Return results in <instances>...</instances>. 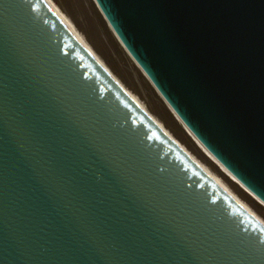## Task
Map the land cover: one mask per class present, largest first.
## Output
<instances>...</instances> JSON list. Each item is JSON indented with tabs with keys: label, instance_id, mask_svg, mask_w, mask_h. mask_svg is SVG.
I'll return each mask as SVG.
<instances>
[{
	"label": "water",
	"instance_id": "95a60500",
	"mask_svg": "<svg viewBox=\"0 0 264 264\" xmlns=\"http://www.w3.org/2000/svg\"><path fill=\"white\" fill-rule=\"evenodd\" d=\"M264 202V0H93ZM0 264H264V223L46 0H0Z\"/></svg>",
	"mask_w": 264,
	"mask_h": 264
},
{
	"label": "rangeland",
	"instance_id": "374dc122",
	"mask_svg": "<svg viewBox=\"0 0 264 264\" xmlns=\"http://www.w3.org/2000/svg\"><path fill=\"white\" fill-rule=\"evenodd\" d=\"M55 6L67 17L73 28L88 44L99 60L112 72L113 75L125 86L135 99L146 108L152 116L164 126V128L181 144L185 150L200 164L217 176L220 181L234 194L240 202H243L262 222H264V202L249 190L239 179L225 169L220 161L200 145L194 134L181 121L175 111L169 106L163 96L157 91L146 73L138 66L128 54L107 24L94 1L97 11L103 22L91 10L89 0H51ZM77 18L83 25L85 32H88L92 42L98 49L88 41L85 33L80 30L72 20ZM161 112L170 123L172 129L165 126L163 121L149 108Z\"/></svg>",
	"mask_w": 264,
	"mask_h": 264
},
{
	"label": "bare ground",
	"instance_id": "6f19581e",
	"mask_svg": "<svg viewBox=\"0 0 264 264\" xmlns=\"http://www.w3.org/2000/svg\"><path fill=\"white\" fill-rule=\"evenodd\" d=\"M48 4L51 6V8L55 11V13L59 16V18L65 23V25L73 32V34L94 54V52L91 50V48L88 46V44L82 39V37L76 32V30L73 28L71 22L67 19V17L55 6V4L51 0H46ZM95 55V54H94ZM96 56V55H95ZM97 57V56H96ZM98 58V57H97ZM99 59V58H98ZM100 61V60H99ZM101 62V61H100ZM102 63V62H101ZM103 64V63H102ZM104 65V64H103ZM105 66V65H104ZM131 94V93H130ZM132 95V94H131ZM133 96V95H132ZM134 97V96H133ZM135 98V97H134ZM195 136V135H194ZM196 137V136H195ZM197 139V137H196ZM198 140V139H197ZM199 141V140H198ZM200 142V141H199ZM200 145L203 146L209 153L210 151L200 142ZM211 154V153H210ZM212 157L216 158L213 154H211ZM195 159V158H194ZM217 159V158H216ZM196 160V159H195ZM218 160V159H217ZM197 161V160H196ZM219 161V160H218ZM198 162V161H197ZM199 163V162H198ZM221 163V162H220ZM200 164V163H199ZM223 188H225L230 194H232L229 189L220 181V179L212 174L208 169H206L202 164H200ZM221 165L227 169L222 163ZM228 170V169H227ZM229 171V170H228ZM230 172V171H229ZM231 173V172H230ZM232 174V173H231ZM233 175V174H232ZM234 176V175H233ZM239 202L240 200L232 194ZM249 211H251L243 202H241ZM252 212V211H251ZM254 214V213H253ZM255 215V214H254ZM260 219V218H259ZM262 221V220H261ZM264 223V222H263Z\"/></svg>",
	"mask_w": 264,
	"mask_h": 264
},
{
	"label": "trees",
	"instance_id": "16d2710c",
	"mask_svg": "<svg viewBox=\"0 0 264 264\" xmlns=\"http://www.w3.org/2000/svg\"><path fill=\"white\" fill-rule=\"evenodd\" d=\"M89 3H90L91 10L94 12V14H96V16L100 19V21L103 22L102 24L104 25V27H105V28L108 30V32H109V29L105 26V23H104L103 19L101 18L99 12L97 11L95 5L93 4V2H92L91 0H89ZM72 20H73V22L75 23V25H76L80 30H82V31L85 33V35H86L88 41L94 46V48H95V49H98V48L96 47V45L94 44V42H92L91 38L89 37L88 32H85V30H84V28H83V25H84V24L82 25V23H81L80 21H78L77 18H75V17H72ZM149 108L152 110V112H154L156 115L159 116V118L163 121V123L165 124V126H167L168 128L172 129L170 123L165 119V117L161 114L160 111L154 109L152 106H149Z\"/></svg>",
	"mask_w": 264,
	"mask_h": 264
}]
</instances>
